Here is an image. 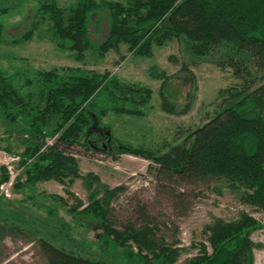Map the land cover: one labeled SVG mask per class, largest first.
<instances>
[{"label":"trees","instance_id":"16d2710c","mask_svg":"<svg viewBox=\"0 0 264 264\" xmlns=\"http://www.w3.org/2000/svg\"><path fill=\"white\" fill-rule=\"evenodd\" d=\"M38 13L49 17L58 47L74 52L78 61L88 51L103 57L119 52L121 45L134 56L148 57L154 45L174 39L200 58L219 56L230 67L246 61L264 75V0H80L68 12L57 0H45ZM99 13L106 16L108 31L97 44L90 38V25ZM31 36L30 30L13 43ZM230 95L212 118L180 143L153 150L117 139L103 121L112 113L141 115L139 108L151 100L150 89L120 81L107 71L68 67L7 73L0 67V117L19 126L16 137L25 147L20 155L24 181L18 179L16 192L52 180L69 187L81 179L88 205L79 202L69 213L80 225L100 230L92 255L58 245L55 235H42L45 264H181L183 249L162 234L166 223L152 216L137 197H129L130 219L118 220L112 203L123 187L109 189L93 173L81 175L75 147L154 163V181L178 217L192 207L195 196L188 189L214 181L240 190L247 204L264 213V84ZM161 98L162 108L175 114L167 90L161 91ZM3 173L0 183L8 180ZM51 199L62 200L54 195ZM46 211L53 225L69 232L54 209ZM8 217L24 220L20 214ZM263 227L246 214L231 222L216 219L206 229L210 251L201 243L199 253L184 264H254L258 245L250 235Z\"/></svg>","mask_w":264,"mask_h":264},{"label":"rangeland","instance_id":"374dc122","mask_svg":"<svg viewBox=\"0 0 264 264\" xmlns=\"http://www.w3.org/2000/svg\"><path fill=\"white\" fill-rule=\"evenodd\" d=\"M44 1L1 0L4 13L0 14L3 26L0 67L7 73L68 67L107 71L120 81L150 89L151 100L139 108L141 115L112 113L103 120L111 126L117 139L135 147L163 151L167 145L180 143L189 132L212 118L232 91H252L264 84L263 73L252 65L247 66L246 61L230 67L219 56L200 58L174 39L163 46L154 45L148 57L134 56L127 51V46L121 45L119 52L110 51L103 57L88 51L83 60L78 61L74 52L58 47L49 17L38 13ZM79 1L57 0V5L68 12ZM30 30L29 40L13 43ZM107 31L106 16L96 14L90 25L91 40L97 44L102 42ZM164 89L175 106V114L162 108L161 91ZM18 129V125L0 117V180L3 169L8 176L7 181L0 183V264H45L39 238L46 234L55 235L56 243L66 249H79L92 255L97 249L96 234L100 230L80 225L69 213L79 202L88 205L89 194L81 179L69 187L52 180L39 183L26 193L16 192L14 186L18 179L21 183L24 181L20 155L25 147L16 137ZM47 141L50 144L52 140ZM74 156L81 175L93 173L109 189L123 187L124 192L112 203L118 220L130 219L129 197L135 196L152 216L166 223L162 234L168 243L177 241V246L183 249L181 264L199 253L201 243L210 251L206 229L216 219L231 222L246 214L264 225V213L247 204L240 190L224 183L214 181L206 187L188 189L195 196L192 207L186 216L178 217L171 201L154 181L158 168L154 163L133 155L111 156L81 147L74 148ZM67 189L71 195L67 194ZM53 195L62 200L53 201ZM48 208L55 210L58 220L68 223L69 232L53 225V220L48 218ZM14 214L24 216V220L16 222L8 217ZM250 238L258 245L254 250V264H264V227L252 232Z\"/></svg>","mask_w":264,"mask_h":264}]
</instances>
